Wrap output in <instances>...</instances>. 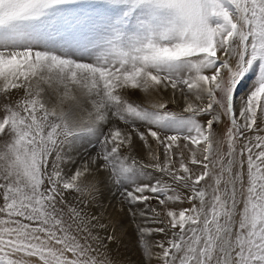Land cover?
<instances>
[{
  "label": "snow or ice",
  "instance_id": "6c2138e0",
  "mask_svg": "<svg viewBox=\"0 0 264 264\" xmlns=\"http://www.w3.org/2000/svg\"><path fill=\"white\" fill-rule=\"evenodd\" d=\"M259 121L264 0H0V264H113L91 166L141 264H264Z\"/></svg>",
  "mask_w": 264,
  "mask_h": 264
},
{
  "label": "rangeland",
  "instance_id": "374dc122",
  "mask_svg": "<svg viewBox=\"0 0 264 264\" xmlns=\"http://www.w3.org/2000/svg\"><path fill=\"white\" fill-rule=\"evenodd\" d=\"M89 11H91L89 9ZM254 79V73L249 72L244 80L241 81L238 86V95L247 92L249 84ZM143 94L138 91L130 98L131 101L140 103ZM45 97L50 102H54V94L50 90L46 89ZM85 109L90 108V105L85 101L83 104ZM169 110L180 113L182 108H177L175 106H170ZM82 113V114H81ZM78 115H84V112H78ZM261 127H264V121L258 122ZM264 134V133H261ZM254 135V134H250ZM237 154L240 153L239 143L236 148ZM100 152V145L94 140L92 142H85L83 144H77L72 149L68 150V157L72 161L68 164L65 170L72 169L73 166L83 167L86 163L90 162L97 154ZM85 182H98V191L95 194V202L93 203V209L99 214L103 213L105 215V222H108L110 218L112 223L109 224L108 234L113 233V228L115 229V235L117 239L109 245L108 255L111 257L113 264H141L142 254L137 245L136 238V228L132 222L131 216L128 214L127 210L124 212H119L120 201L122 196V191L125 185H116L109 182L107 178V173L100 171L97 175L95 166H91L89 172L82 177ZM78 194L73 193V196ZM72 199V197H69ZM0 203H2V198H0ZM153 206L156 202L152 201ZM126 209V206H125ZM102 236L103 232L100 233ZM71 254H69L70 256ZM23 258L29 261V264H37V258L35 257H16Z\"/></svg>",
  "mask_w": 264,
  "mask_h": 264
},
{
  "label": "bare ground",
  "instance_id": "6f19581e",
  "mask_svg": "<svg viewBox=\"0 0 264 264\" xmlns=\"http://www.w3.org/2000/svg\"><path fill=\"white\" fill-rule=\"evenodd\" d=\"M87 102V101H86ZM85 103V102H84ZM82 114V113H81ZM85 114V113H84ZM256 134H261V133H256Z\"/></svg>",
  "mask_w": 264,
  "mask_h": 264
}]
</instances>
